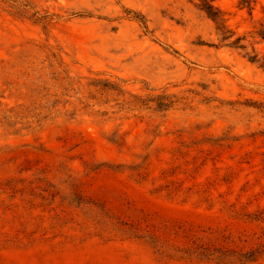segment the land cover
I'll list each match as a JSON object with an SVG mask.
<instances>
[{
  "label": "rangeland",
  "instance_id": "rangeland-1",
  "mask_svg": "<svg viewBox=\"0 0 264 264\" xmlns=\"http://www.w3.org/2000/svg\"><path fill=\"white\" fill-rule=\"evenodd\" d=\"M205 1L0 0V264H264V0Z\"/></svg>",
  "mask_w": 264,
  "mask_h": 264
},
{
  "label": "trees",
  "instance_id": "trees-1",
  "mask_svg": "<svg viewBox=\"0 0 264 264\" xmlns=\"http://www.w3.org/2000/svg\"><path fill=\"white\" fill-rule=\"evenodd\" d=\"M205 1V0H204ZM202 9L205 11V13L207 14V16L214 21V23H217L219 21H221V16H220V11L214 7L213 5L209 4L207 1L204 2ZM230 36H226L223 35V39L227 40ZM241 38H237L235 39L233 42H230V45H240ZM240 48H244L243 45L239 46ZM250 60L257 62L259 61L258 59V55L254 54L253 56H250ZM262 65L264 66V61L262 63Z\"/></svg>",
  "mask_w": 264,
  "mask_h": 264
}]
</instances>
